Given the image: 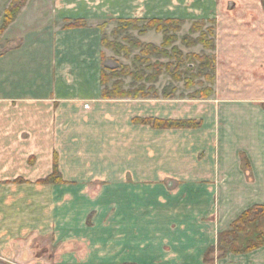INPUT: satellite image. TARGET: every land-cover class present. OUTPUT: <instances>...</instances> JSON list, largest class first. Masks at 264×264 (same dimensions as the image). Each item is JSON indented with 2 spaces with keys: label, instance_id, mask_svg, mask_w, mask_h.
<instances>
[{
  "label": "crops",
  "instance_id": "obj_1",
  "mask_svg": "<svg viewBox=\"0 0 264 264\" xmlns=\"http://www.w3.org/2000/svg\"><path fill=\"white\" fill-rule=\"evenodd\" d=\"M231 1L27 0L0 35V200H14L1 227L85 228L93 214L96 264H264V245L206 259L242 211L264 206V37L225 28ZM121 18H217L211 95L104 98L101 25ZM54 157L63 182H40ZM64 232L75 246L89 235Z\"/></svg>",
  "mask_w": 264,
  "mask_h": 264
},
{
  "label": "trees",
  "instance_id": "obj_2",
  "mask_svg": "<svg viewBox=\"0 0 264 264\" xmlns=\"http://www.w3.org/2000/svg\"><path fill=\"white\" fill-rule=\"evenodd\" d=\"M27 0H11L9 6L4 11L3 23L0 26V35L6 26L14 20L20 9L24 6ZM264 4V3H263ZM140 21L143 24L140 26ZM212 22L211 20H207ZM205 20L194 21L189 29L190 33H199L196 39L188 41L187 38H182L181 42L186 43L187 46L199 43L206 49H214L213 27H206ZM118 25L113 30V35H119L126 33L129 29L138 30L139 33H143L147 30L154 29L157 32H162L163 41L160 45H155L149 42H143L138 39H133L130 35H124L123 42L117 40H110L105 32V24L101 25L102 29V44L111 49L116 55L123 54L125 57L130 55L131 49H139V54L134 57V62L139 64V67L131 69L128 65H121L120 67H107L104 66L101 72V83L103 86L102 96L104 98H120V97H148L152 96L156 92L154 83L158 81L159 75L165 71L170 70V61L164 63L159 61V58H169L172 53L179 52L178 48L174 46V43L178 40L176 32L180 29L182 20L177 18H121L117 20ZM85 22L82 19H78L72 22H68L66 27L82 26ZM171 47V49H169ZM199 63V70L196 73H189L185 75L179 70V65L171 71V77L175 81H184L186 88H190L195 84L194 78L203 77L199 79L197 84L202 86L201 89L194 91L191 94V98L200 96L201 98H207L212 93L211 85L214 82L215 76V57L207 54H195L194 55ZM155 57L156 61L152 62L151 58ZM130 77L132 79L128 88L124 87V79ZM111 80L113 83L109 86ZM205 82L208 86H204ZM139 83V84H138ZM151 84L148 87L145 84ZM210 84V85H209ZM154 92V93H152ZM152 93V94H151ZM176 93V88L169 89V86L163 87L161 95L165 98L173 97ZM156 96V95H153ZM136 122L151 123L154 127L163 128H177V127H196L198 122L191 119H154L144 118L135 119ZM42 183H62V177L60 175L57 159L54 157L52 172L45 179L40 180ZM264 217V206L255 204L240 213V215L231 223L229 229L218 233L217 249L221 254L227 251L235 253L251 251L264 245V230H259L255 237H251L254 227H249L259 217ZM240 234L248 235L243 247H240L239 239ZM213 251L210 249L206 254Z\"/></svg>",
  "mask_w": 264,
  "mask_h": 264
},
{
  "label": "rangeland",
  "instance_id": "obj_3",
  "mask_svg": "<svg viewBox=\"0 0 264 264\" xmlns=\"http://www.w3.org/2000/svg\"><path fill=\"white\" fill-rule=\"evenodd\" d=\"M11 0H0V26L3 23L4 18V11L9 6ZM228 1V0H223ZM231 9H234L232 13L222 11L221 18L226 23L225 28L227 30L236 29L238 30L242 27L243 30H249L250 28L254 29L258 33H260L264 37V0H232L231 1ZM225 4V3H224ZM223 6V5H222ZM235 15L238 17V21L241 23H235L236 21L230 20L232 16ZM240 17V18H239ZM212 22H206L204 29L206 27H213V39L214 44L216 43V20L217 18H211ZM193 23V21H191ZM192 23H182L180 24L179 31L176 32V36L178 40L174 43V46L178 48L179 52L172 53L169 58H159V61L164 63L170 61L171 66L169 71L163 70V72L159 75L158 81L155 82V90L156 92H152L153 95H161V91L163 87L169 86V89L175 87L176 93L174 96L184 97L185 99H192L191 94L201 89L202 86L197 84L199 79H203V77L194 78L195 84L190 87L186 88L184 81H175L172 79L171 74L172 70L176 67L177 64L179 65V70L185 73V75H190L191 73H196L199 70V61L194 56L195 54H207L209 56L214 55L215 57V48L214 49H206L199 43H194L192 45L187 46L186 43L183 44L181 42L182 38H187L188 41L191 39H196L199 33H190L189 29ZM65 27L68 24L64 23ZM105 24V23H103ZM102 24V25H103ZM143 24L140 21V26ZM118 22L117 20L109 21L108 24H105L104 32L106 36L110 40H117L122 44L123 36L130 35L133 39L140 40V35L144 34L139 33L138 30L129 29L126 33H121L119 35H113V30L117 27ZM154 30V29H150ZM251 30V29H250ZM148 31V30H147ZM145 31V32H147ZM162 33V32H160ZM142 41V40H140ZM171 49V47L169 48ZM108 53H112L106 56V66L108 67H120L121 65H128L131 69L139 67V64L134 62V57L139 54V49H131L130 55L125 57L123 54L116 55L111 49H108ZM151 61H156V58H151ZM190 73V74H189ZM163 75V76H162ZM162 76L163 80H160ZM124 79V87L128 88L132 79L130 77L123 78ZM114 80H111L109 86L113 83ZM139 84V83H138ZM151 84H145L148 87ZM161 85H163L161 87ZM210 85V84H209ZM208 86V83L205 82L204 86ZM212 87V86H211ZM211 95V94H210ZM209 95V96H210ZM208 96V97H209ZM207 97V98H208ZM201 98L200 96L195 97V99H207ZM199 127V126H198ZM193 136H188L186 143L191 142ZM170 182V181H169ZM169 182L166 185H169ZM172 183H170L171 185ZM154 186H158L157 184H153ZM7 195V193L2 194ZM1 199V197H0ZM8 198H2L0 200V204L2 202L3 207L7 206V202L9 201ZM17 200V199H16ZM29 204V203H27ZM25 204L26 206H29ZM25 206V207H26ZM5 218V216H4ZM174 218H177L176 216ZM96 219V216L90 214L86 217V224L89 227H1L2 224L0 223V264H92L88 263V260H95L98 259V256L101 258L100 254L97 252L100 247L97 248L96 246V231L97 227H90L93 221ZM1 222V221H0ZM231 225V224H230ZM230 227V226H229ZM249 227H254L253 234L251 237H255V234L259 230H264V217L260 216L254 223L250 224ZM69 228H73L74 230H89V235L83 233L81 235L82 238L80 241L76 240L79 244L75 246L74 244H65L64 240L61 239L64 234V230H68ZM229 229V228H227ZM226 229V230H227ZM92 234V235H91ZM250 237L248 235L240 234L239 244L242 246L246 244L247 238ZM217 241H218V234H217ZM68 243V241H67ZM94 243V244H93ZM216 242V248L212 249L214 252H218ZM212 251V252H213ZM99 252H101L99 250ZM87 261V262H86ZM82 262V263H81Z\"/></svg>",
  "mask_w": 264,
  "mask_h": 264
}]
</instances>
